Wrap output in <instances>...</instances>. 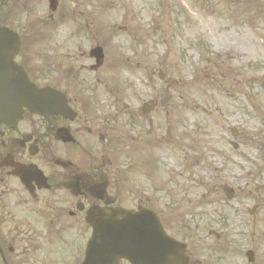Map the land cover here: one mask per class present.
<instances>
[{"label": "rangeland", "instance_id": "1", "mask_svg": "<svg viewBox=\"0 0 264 264\" xmlns=\"http://www.w3.org/2000/svg\"><path fill=\"white\" fill-rule=\"evenodd\" d=\"M188 1L198 12L195 16L187 15L180 9L177 4L181 0H101L102 4L111 8L99 9L97 28L94 16L90 13L91 8L85 10L87 2L89 7L94 4L92 0H65L66 6L75 11L79 22L76 19L74 23L65 20L64 24L53 25L47 24L48 17L32 16L27 25L33 23L34 26L35 23L37 38L57 37L64 40L66 53L78 51L77 56L96 42L93 37L97 29H101L105 36L114 31L116 35L111 37L110 53L100 76H113V69L110 72L109 68H113L124 56L131 60L132 68L128 72L119 70L118 74L129 80L132 89L138 91L139 99H147L151 95L161 97L160 107L151 115L153 122L143 121L147 133L143 126L134 128L132 132L125 131L123 120L116 124L118 128L114 133L120 145L114 149L123 151L124 144L136 136L137 142L132 141V146L137 148L136 152L141 158L147 157L149 146L153 144L148 142L146 135L158 138L162 142L159 157L163 162V171L170 172L172 166L176 167L170 183H176L182 190L188 189L189 192H180L179 195L191 197L204 210V220L200 224L205 232L224 227L232 229L228 233L233 235L237 228L247 224V220L233 213L231 206L234 207L236 198L229 202L220 201L219 198H225L220 185L226 184L235 189L240 164L248 165L245 159H241L242 152L245 156L256 152L254 136L251 134L252 127L262 123L261 118H264V22L260 21L262 12L254 17L253 22L250 17L255 14L249 8L245 14L249 15L247 17L252 22L246 18L241 21L236 12H233L234 16H229V11L224 16L203 12L193 0ZM45 2L41 1L42 7ZM41 5H36L35 14ZM19 16L22 21L23 12ZM86 18L94 20V24L85 31L80 21ZM113 23L126 26V32H118L110 27ZM223 24L230 26L223 28ZM202 42H211L210 57L214 59L215 53L214 60L221 68L212 66L199 73L202 69L200 67L204 65V51L198 46ZM44 49L46 47L41 52ZM80 49L83 51L80 52ZM79 61L78 58V65ZM46 63L38 55L35 65L39 69L40 83H44L43 79L46 78ZM258 64L260 67H257ZM138 68L148 74L154 68L156 73L162 70L166 77L163 82L153 78L146 84ZM207 75H210L209 79ZM102 78L103 87L98 89H115L111 80L109 83V76ZM82 79L87 82L86 85L69 77L65 78L64 84L80 86V89H97L94 81L101 80L99 76L94 78L81 75L80 81ZM150 89H157L158 92L150 93ZM203 107L209 111V115L202 111ZM157 125L159 128L156 131ZM231 127L242 131L244 143L248 144L239 143L238 149L233 148L230 140L238 141L232 137L229 131ZM185 205H189L188 209L198 211L196 205L189 202H185ZM255 218L258 219L257 216Z\"/></svg>", "mask_w": 264, "mask_h": 264}, {"label": "flooded vegetation", "instance_id": "2", "mask_svg": "<svg viewBox=\"0 0 264 264\" xmlns=\"http://www.w3.org/2000/svg\"><path fill=\"white\" fill-rule=\"evenodd\" d=\"M28 117L16 126L0 124V242L8 246L3 264H60L52 257L54 250L66 247L79 255L84 248L88 209L127 206L139 200L141 192L132 189L120 168L100 165L96 156L84 151L79 158L74 156V146L81 148L76 135L83 134L79 117L75 121ZM65 130L76 137L73 143L59 140V133L66 137ZM86 134L102 138L90 130ZM61 153L67 155L65 160ZM20 165H37L46 176L44 182L32 174L25 176L32 194L13 175ZM168 227L178 229L174 223ZM188 254L190 264H203L192 250ZM204 262L218 264L211 259Z\"/></svg>", "mask_w": 264, "mask_h": 264}, {"label": "water", "instance_id": "3", "mask_svg": "<svg viewBox=\"0 0 264 264\" xmlns=\"http://www.w3.org/2000/svg\"><path fill=\"white\" fill-rule=\"evenodd\" d=\"M14 38L6 30H0V47L4 49V67L0 69V86L29 87L0 89V119L12 122L23 112V107L45 113L57 112L49 96L50 89H39L29 82L22 71L10 62L15 52L5 49L10 46L6 39ZM3 41V44L1 42ZM17 48V45H14ZM13 48V47H11ZM2 61H0V66ZM55 105H57L55 103ZM60 109V108H59ZM146 211L137 214L113 212L96 223L95 236L90 245L86 264H110L125 257L137 264H174L175 252H171L170 240L165 236L157 221ZM121 216V221L116 218ZM104 225V226H103Z\"/></svg>", "mask_w": 264, "mask_h": 264}]
</instances>
